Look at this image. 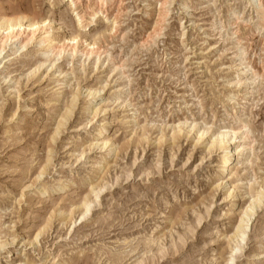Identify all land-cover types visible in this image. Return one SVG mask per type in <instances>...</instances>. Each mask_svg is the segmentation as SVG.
<instances>
[{
    "label": "rangeland",
    "instance_id": "1",
    "mask_svg": "<svg viewBox=\"0 0 264 264\" xmlns=\"http://www.w3.org/2000/svg\"><path fill=\"white\" fill-rule=\"evenodd\" d=\"M161 1L108 2L84 26L96 0H0V19L52 22L57 41L86 27L105 52L55 60L40 31L12 55L0 32V264H264V199L231 253L264 190V0ZM102 127L113 145L90 149ZM219 130L240 131L221 174Z\"/></svg>",
    "mask_w": 264,
    "mask_h": 264
},
{
    "label": "bare ground",
    "instance_id": "2",
    "mask_svg": "<svg viewBox=\"0 0 264 264\" xmlns=\"http://www.w3.org/2000/svg\"><path fill=\"white\" fill-rule=\"evenodd\" d=\"M78 1L79 0H71L72 6L76 7ZM112 1H115V0H96L94 5L92 4L93 6L90 7V12H86V13L84 12L88 18L86 23L84 24V26L88 23L90 24V26H93L97 21L98 15L100 14V12H102L101 10L104 7V4H106L108 2H112ZM158 1H161V0H158ZM167 1L168 0H165L162 3L163 4L162 6H164V4H166ZM86 15H82V16L79 15L80 17L77 19L79 22L78 26L83 25L82 20H84ZM89 17H90V19H89ZM113 17H114L113 20L116 21L117 16H113ZM51 23L52 22H48L46 20H41V21H40V19L37 20V18L28 19L27 16H21V17L11 18V19L10 18L5 19L4 17H2L0 19V32L4 31V33H6V35H5L6 42L11 41L13 39H17L15 41L16 44H14V45H16V46L19 45V48L16 49L12 55L17 53L19 50L27 47L31 43V41L35 38L36 34L37 33L40 34V31L42 32V34L39 35V40L37 41V44H38L40 50H43L44 48H46L48 50L51 49L52 52H56V54H55L56 59L55 60H59L61 58L62 54H64L65 52H70V53H73L74 55L80 52L87 59H91V58L95 57L97 59V61H100L102 56L105 54V52L100 51L96 40H94L92 37H90V34L88 33V31H87L88 29L86 27H82L84 29V31L82 30V31H79L78 33L68 35L67 37H65V39H63V41H57V39L54 38V33H53V29H52L53 27H52ZM26 33L29 37V40L25 43H21V44L17 43V41L19 40L18 38L20 36H22L23 34H26ZM94 35H96V34H94ZM152 38H154V37H152ZM4 44H3V46H0V58L2 57V54L5 50ZM80 45L82 46V49H83L82 51H80ZM46 62L47 61L40 62L38 68L42 67V64H44ZM119 67H121V66H119ZM64 74H67V72ZM67 75H69V74H67ZM65 85H66L65 83L61 84V86H65ZM99 93H100V91H98V89L95 90V89L91 88V89H88L86 91L85 97L86 98H95ZM77 97H78L77 95L72 97V102L67 107L66 113L62 117V122H60V124L58 125V128L56 129V133L54 134L52 140H55V136H57L60 133L61 127H63L66 124V122L69 120V118L72 116V112L75 108V103H76ZM106 111H107L106 106L97 107L95 110L94 117L89 122L92 123V121L95 118L100 116L101 113H105ZM88 124H90V123H88ZM100 124H102V122ZM87 127H88V125H87ZM243 128L241 127V130ZM207 132H208V130L206 128H204L203 130L201 129L199 131V133L197 135L198 142H200L203 139L204 135H206ZM239 132L240 131L233 132L232 130H224V131L219 130L216 133L217 135H215L218 138L217 139L216 138L210 139L211 148H216L217 150L223 151V153H224L223 159L221 160V165L219 167L220 168V171H219L220 174L223 172H226V170H228V164H229L230 159H231V153H232V151H234L233 150L234 148L230 149V146H231L230 143L232 141V139H229L230 135L234 134L233 137H235V135H238ZM94 133H95V131H94ZM247 139H249L248 135L242 134V137L239 140H241L243 142H240L237 145V147L235 148V153H237V156L240 158H243L245 155H247V149H246L247 145L245 144ZM110 145H113L112 140L103 136V127H102L97 131L95 138H94V141L90 145V149L99 148V150L100 149L104 150L107 147H109ZM112 147H114V146H112ZM111 151L113 152V150H111ZM212 151H214V149ZM112 152H111V154H112ZM104 153H106V151ZM107 154L109 155L110 153H107ZM104 159L102 157V160H104ZM240 160H242V159H240ZM100 171H101V169H100ZM42 174H40L38 176V178L36 179L37 181H38V179L41 178ZM221 181H222L221 179L218 180L217 188H220L221 185L223 184V182L221 183ZM57 187L59 188V186H57ZM99 187L100 186H97L96 189H94L92 191V193H95V191H98L100 193L101 187L100 188ZM53 190H55V189H53ZM46 191H48L46 186L41 187L42 193H46ZM234 191H235V187L233 189V193L231 192L232 194L230 196L235 197V196H233ZM263 191L254 196V198L252 199L253 201H251V203L248 206V208L246 209V211L243 212V215L241 216V219H240L239 226L237 227L236 233L233 237V241L231 240L233 242L231 253H233V252L236 253L237 249H239V248L242 249L244 247L245 237L247 235V228L249 227V224H250L253 216L255 215L257 208L258 207L260 208L261 202L264 199V192ZM93 202L94 201H92V200H88V198H87V200L84 201L83 206L81 207L82 208V211H81L82 216H86L90 213L91 205ZM38 236H40V234ZM233 263L234 262L231 259V261L228 264H233Z\"/></svg>",
    "mask_w": 264,
    "mask_h": 264
}]
</instances>
